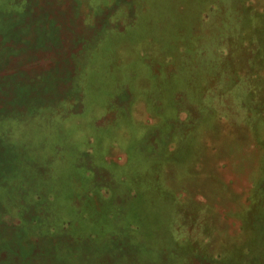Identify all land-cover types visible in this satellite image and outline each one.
<instances>
[{
	"label": "rangeland",
	"instance_id": "374dc122",
	"mask_svg": "<svg viewBox=\"0 0 264 264\" xmlns=\"http://www.w3.org/2000/svg\"><path fill=\"white\" fill-rule=\"evenodd\" d=\"M0 264H264V0H0Z\"/></svg>",
	"mask_w": 264,
	"mask_h": 264
},
{
	"label": "trees",
	"instance_id": "16d2710c",
	"mask_svg": "<svg viewBox=\"0 0 264 264\" xmlns=\"http://www.w3.org/2000/svg\"><path fill=\"white\" fill-rule=\"evenodd\" d=\"M157 173H155V174H157ZM189 174L190 173L187 172V171H182V172L180 171L179 173L178 172L177 173H172L173 178L177 181V184L180 183L181 181H184L185 179H183V178H186L185 176L189 175Z\"/></svg>",
	"mask_w": 264,
	"mask_h": 264
}]
</instances>
